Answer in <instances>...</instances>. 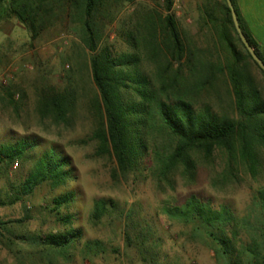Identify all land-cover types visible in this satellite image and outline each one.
<instances>
[{"label": "trees", "instance_id": "obj_1", "mask_svg": "<svg viewBox=\"0 0 264 264\" xmlns=\"http://www.w3.org/2000/svg\"><path fill=\"white\" fill-rule=\"evenodd\" d=\"M139 1L0 0V23L18 21L34 42L58 21L72 18L79 22L77 30L91 53L89 70L96 89L90 109L97 125L88 141L96 142L97 156L114 158L117 181L142 173L144 160L150 155L153 174L172 188L173 174L181 171L187 181L194 182L199 164L211 165L217 154L223 155L225 167L214 187L237 184L242 172L258 177L264 165V89L249 63L263 76L264 72L239 38L227 0L215 4L209 1L199 15L202 27L216 36L215 48L219 47L221 54L202 50L191 42L173 12L175 0H159L162 8L139 5L122 21L118 33L130 50L128 53L116 54L112 46L101 47L106 28L103 19H114L123 6ZM232 3L244 34L264 61L258 44L243 26L236 0ZM144 62L154 67L153 75L144 70ZM222 81L231 86L232 115L218 113L201 98L204 92L218 89ZM78 90L73 73L68 75L64 87L43 85L37 100L40 119H50L58 126L69 125L77 108ZM8 95L14 100L13 95ZM155 130L168 138L164 146L152 148L147 142L146 137ZM40 146L34 137L0 143V169L9 171L14 164L28 160L33 163L23 180L11 184V192L6 200H0V207L24 202L44 185L56 191L77 179L69 156L54 147L38 154ZM75 197L73 191L63 192L44 207L62 229L16 236L13 226L32 220L27 215L19 220H0V236L9 235V246L15 245V238L38 248L43 263L69 261L70 250L84 238V230L74 227V216L63 213ZM116 210L113 200L97 199L91 219L99 224ZM163 212L171 220L191 226L194 236L209 239L218 264H264V187L254 194L244 214L227 204L216 207L194 194L181 205L166 206ZM123 216L127 220L126 247H133L135 235L143 262L168 264L161 262L160 252L155 251L159 244H149L150 230H140V224L135 223V210ZM85 248L87 252H98L103 243L89 241Z\"/></svg>", "mask_w": 264, "mask_h": 264}, {"label": "rangeland", "instance_id": "obj_2", "mask_svg": "<svg viewBox=\"0 0 264 264\" xmlns=\"http://www.w3.org/2000/svg\"><path fill=\"white\" fill-rule=\"evenodd\" d=\"M221 0H175L173 12L193 44L202 50L215 48L216 36L202 27L199 15L201 7ZM207 2V3H206ZM139 5L162 8L159 0H141L135 5L126 4L113 17L103 19L106 28L101 47L112 46L116 54L130 50L120 37L119 25L132 15ZM79 22L72 18L56 22L47 28L36 41L18 21L0 23V143L16 142L23 137L38 138L41 146L38 154L54 147L69 156L77 179L66 188L51 191L47 185L14 206L0 207V220H19L27 215L32 220L24 225H14L16 236H36L58 231L61 225L56 217L44 209L56 195L73 191L75 201L63 213L74 216V227L84 230V238L70 250L69 261L60 264H146L136 247H126L124 228L127 220L123 214L135 210L134 221L140 230L149 232V244L156 241L155 251L168 264H218L209 239L194 236L191 226L171 220L164 212L166 206L183 204L191 195L210 201L216 207L227 204L239 214H244L254 194L264 187V165L258 177L242 172L237 184L214 187L215 179L225 167L223 155L217 154L211 165L199 164L197 178L187 181L181 171L173 174V188L159 181L153 174L151 155L144 160L142 173L130 174L126 179L114 178L117 164L110 156H97L96 142L88 141L96 129V119L90 109V100L96 89L90 76V51L86 48L77 30ZM219 46V45H216ZM144 70L153 75L154 67L147 62ZM257 82L264 89V76L249 63ZM74 74L79 88L76 111L70 116L69 125H55L52 120H41L38 113V91L43 85L64 87L69 74ZM8 94L14 96V100ZM231 86L220 82L218 89L204 92L202 99L210 103L220 114L234 113ZM152 147L164 146L168 138L155 130L146 137ZM87 142L85 143V141ZM153 148V147H152ZM151 148V150H152ZM151 154V152H150ZM30 160L14 164L11 170L0 169V200H6L11 184L26 177L32 167ZM106 198L113 200L118 210L112 211L103 221L95 224L91 219L94 202ZM8 237V234H5ZM0 236V264H46L40 261L38 248L30 247L13 238L15 245L9 246L7 238ZM100 241L103 248L98 252H87L89 241Z\"/></svg>", "mask_w": 264, "mask_h": 264}, {"label": "crops", "instance_id": "obj_3", "mask_svg": "<svg viewBox=\"0 0 264 264\" xmlns=\"http://www.w3.org/2000/svg\"><path fill=\"white\" fill-rule=\"evenodd\" d=\"M238 14L264 55V0H236Z\"/></svg>", "mask_w": 264, "mask_h": 264}, {"label": "water", "instance_id": "obj_4", "mask_svg": "<svg viewBox=\"0 0 264 264\" xmlns=\"http://www.w3.org/2000/svg\"><path fill=\"white\" fill-rule=\"evenodd\" d=\"M227 4L231 10L232 19L236 28V31L238 33L239 38L241 39L242 43L246 47L247 51L251 55L253 61L259 66V68L264 72V61L259 57V55L256 53L255 49L251 46L249 40L247 39L246 35L244 34L239 18L237 15V12L235 10V7L232 3V0H227Z\"/></svg>", "mask_w": 264, "mask_h": 264}]
</instances>
